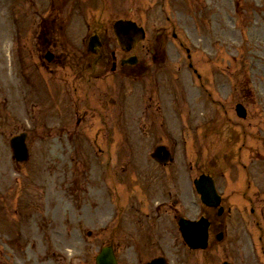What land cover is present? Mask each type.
<instances>
[{"label": "rangeland", "instance_id": "rangeland-1", "mask_svg": "<svg viewBox=\"0 0 264 264\" xmlns=\"http://www.w3.org/2000/svg\"><path fill=\"white\" fill-rule=\"evenodd\" d=\"M15 1L21 4L24 8L22 10L25 11H17L19 17L13 24L14 15L11 10L16 5L10 0H0V179L5 190L8 191L6 197L0 202L2 209L0 211V264H95V257L102 244L107 243L109 232H112L113 229L117 230V228L124 231L130 230L134 227L132 223L136 217L128 215V218H124L120 223L114 218L112 211L110 215V205H102L100 210L94 209V203L91 204V208L86 206L83 210L78 202L66 206V201L60 196L62 195L60 185L67 180L69 175L65 171H72V164L70 163H73V160L78 162L81 158H89L90 154L83 156L84 153L78 151L76 144L79 143L85 149H88L89 144L78 137V134L79 132H86L94 139L95 131L97 128L99 130L100 123L98 121L99 126H97L94 120L90 119L91 112L90 114L87 112L85 117L83 107L80 113L83 114L76 116L71 126L82 116L86 119L81 126L84 125L89 130L79 127V132L75 130L69 132L73 136L66 133L64 127L71 119L68 115L63 114L61 108L63 107L61 103L63 95L61 92L56 94L54 111L50 109V103L47 100H45L46 108L41 107L48 112L45 114V119L39 120L37 123L39 126L36 129H40L41 133H37L35 129L32 130V134H29L28 145L32 153L30 160L21 164L13 158L10 146L11 135L32 127V125L29 126L27 117L30 116V111L35 109L33 107L29 109L30 104L26 100V94H31V92L23 78V75L28 76L33 72L39 77L35 60L38 56L37 51H41L44 46H41L38 38L35 37L34 28L38 26L39 13L43 14L48 6L58 7L61 5L59 0H31L29 1L31 5L22 3V0ZM77 1H84L83 4H88L92 0ZM101 1L102 3H99L95 9L103 14L100 17L106 22L104 27L107 38L105 47L102 49L105 52L109 50L106 52L109 55L108 58L124 53L119 47L110 26L114 19L124 15L125 17L135 15L140 19V23L146 25L148 30L146 39L136 45L137 48L134 50H136V54L144 58L149 70L143 75L144 77L138 75L140 79L129 87L132 88L128 92L131 96L127 98L125 110L134 105L138 107L136 109H139V104L143 102L142 94H145L146 90L149 93L151 92L150 89H156L153 85V81L156 79L161 80L160 87L163 88L160 96L162 100L160 103L163 108L170 110V107L175 103H182L186 106L185 113L190 120L185 123L187 120L185 117H181L182 123L191 127H183V125L178 124L181 123L179 118H175L178 122L176 123L174 115L171 114V123H162L164 126L161 125V131L159 130L160 132L168 130V136L174 141L172 147L176 151L175 161L166 171H180L183 179H187L188 176L193 179L199 173L198 171L209 168L213 174L218 175L216 177L217 183L225 195L229 192L232 193V189H237L236 192L239 193V190H242L243 186L252 180L256 181L257 185L264 187V156L262 155L264 153V10L260 8L261 6L264 7V0H247L250 6L255 5L257 7V14L248 16V13H245V16L237 18L240 27L236 30L233 28L234 19L232 18L236 14H233L232 11L234 0H191L189 7L184 4L182 6L175 0L171 3L164 1V4L167 3L165 5L162 4L161 0ZM183 1L185 2V0ZM211 1L212 9L210 12L204 9L201 13L195 14L197 4L210 3ZM95 3L93 2L91 6L93 7ZM102 4L104 5L102 6ZM71 5V0H63V8L65 9L63 14ZM17 7L19 6L17 5ZM179 11L181 12L179 13ZM228 12L233 15L229 16ZM78 13L76 12L75 15ZM89 14L86 15L88 20L78 14L74 20L72 19L68 28L66 26L71 41H74V44L81 49L86 48L82 35L84 37L87 33L89 29V27L86 28L87 25H91V23L95 25L94 22H96L95 16L97 14ZM34 19L37 20V24L33 23ZM215 20H218V24ZM241 44L245 46L240 47ZM157 46L161 48H157ZM68 48L70 49L71 46ZM247 48L251 51L248 54H246ZM161 50L166 58L162 61L163 63L161 62L160 67L149 55H153V51L157 55V51L161 52ZM188 54H191L190 59H187ZM17 55L21 56L22 63L19 62ZM223 57L224 59H222ZM249 58L256 62L253 76L255 86L250 80L249 83V78L244 72L246 61ZM189 63H192L193 68L189 67ZM111 64L112 62H110V66ZM125 64L131 65L127 63V60ZM195 69H197V73L190 75ZM133 73L127 72L128 75H135ZM198 74L201 75V78L198 77ZM164 80H168L167 83L164 84ZM38 91L40 97L38 96L35 100L37 104L41 102L39 105L44 103L43 100L47 97L48 92L54 94L52 90H47L44 95L41 89ZM154 93L156 94V91ZM97 97L96 94H91V108L99 104ZM185 97L187 100L184 99ZM176 98L180 102L175 101ZM153 101L156 99L153 98ZM239 101H243L248 107L249 115L245 119L236 113L235 107ZM64 104L66 105V102ZM154 104L156 103L154 102ZM116 106L117 108H114L120 109L121 104L118 103ZM131 119L134 118L131 117ZM133 124L136 125L137 123ZM178 129L190 133L186 138L188 142H179V139L175 138ZM153 131L156 132L157 130ZM167 138L169 139V137ZM234 138L239 142L234 146L237 150L233 152L238 153L239 151L245 161H250L247 172L237 171L240 168L232 162L233 158L226 154L228 151L225 150L226 153H223V149L231 147V141ZM128 139L129 142L124 145L137 146L138 156L141 158V162H139L141 165L147 166L145 171H157L158 166L150 158L154 144H146L147 142L142 141L144 136L140 137L134 133ZM104 145L105 143L102 142L99 149ZM195 151L196 158H199L200 161L196 165L198 170L190 168V164L188 165L187 162L190 160L189 157H193ZM222 155H224L223 160L217 159L218 156L222 157ZM184 157L186 158L184 159ZM118 158V163L116 162L117 164L114 166L108 167L106 164V167H102V163L99 161L100 155L97 154L94 171L100 175L103 171H124L121 168L123 162L120 160V156ZM139 158L138 160H140ZM107 159L108 156L105 157V163ZM148 159L149 161H146ZM225 159L230 163L232 169L223 174L222 171H227V168L221 169L219 164ZM25 169L30 172V180L34 182L27 186L25 183L29 178L28 175L19 176L17 172V170ZM161 171H163L162 168ZM181 171L192 172L184 176L185 173ZM50 173H54L53 182L49 177ZM91 179L93 180V176ZM96 180L98 183L101 182L100 178ZM54 182H57L58 185H55ZM121 184L122 189L127 188L124 182ZM15 185H18L16 190L21 188L22 192L28 188L29 192L24 193L27 196L31 195L33 199L37 198L38 203L44 205L39 213L52 222L47 225L48 229L45 227L46 230L39 233L43 237V241L38 240L36 245L34 239L37 240L39 236L36 235V225L32 220L29 223L31 229L28 232L25 231L26 234L21 237V241L17 240L20 235L17 237L18 229L14 223V218L17 217L15 219H17L18 224L20 211L12 212L13 203L17 201L14 196L11 197V194L14 193L11 188L14 189ZM24 186H26L25 189H23ZM32 194L35 196L33 197ZM189 195L191 197L189 199L190 205L196 208L194 215L197 214L198 216L199 209L202 208L200 197L196 192V198L193 197V194ZM148 199L147 195L139 197V201L133 202L135 205L129 203L128 206L130 208L133 206L132 210L135 212L139 210L137 213L151 212L152 207L154 208L156 204ZM193 201L197 203L194 204ZM228 203H232L233 206L243 210L246 207L244 210L245 217H242L244 220L237 217L236 211H233V215L226 217L227 239L224 243H229L228 246L235 243L234 246L229 247V249L233 248L232 257H236L232 260H240L242 264H264V239L262 242L258 240L260 233L256 228L258 226L254 224L255 215L252 216L249 213L248 206L250 205H247L246 200L241 195L230 196ZM21 206L23 208L27 204L22 202ZM106 224H111V227L103 230L102 228ZM90 230L93 232L91 236L88 235ZM238 233H240L239 236ZM259 242L263 248L261 255H258L260 247L258 248L257 244ZM117 244H121L118 238ZM27 245H32V249ZM218 252L214 257V263L223 256L222 251L219 250ZM205 257L195 253L187 257L186 261H191L192 264H207ZM126 260H132L130 254L121 256L122 262L125 263Z\"/></svg>", "mask_w": 264, "mask_h": 264}, {"label": "water", "instance_id": "water-1", "mask_svg": "<svg viewBox=\"0 0 264 264\" xmlns=\"http://www.w3.org/2000/svg\"><path fill=\"white\" fill-rule=\"evenodd\" d=\"M117 34L119 36L122 45L128 49L132 47L140 38L144 36L143 29L135 25L131 21H118L116 25ZM239 107V106H238ZM240 114L244 115L245 111L242 106L238 108ZM13 142L15 144L16 156L19 159L26 158V153H24L25 147L22 145L23 138L17 137ZM198 187L201 189L205 196V200L209 203H216L218 195L215 190L213 180L211 181L208 176L202 175L198 180ZM186 233L191 239L192 244L202 245L206 243L207 239V225L205 222L193 223L191 228L188 226L184 227ZM200 240V241H198ZM97 264H116L115 255L112 253L110 248H104L102 253L97 258Z\"/></svg>", "mask_w": 264, "mask_h": 264}]
</instances>
